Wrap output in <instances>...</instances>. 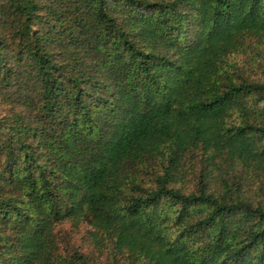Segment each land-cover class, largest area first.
Returning a JSON list of instances; mask_svg holds the SVG:
<instances>
[{"label": "trees", "instance_id": "trees-1", "mask_svg": "<svg viewBox=\"0 0 264 264\" xmlns=\"http://www.w3.org/2000/svg\"><path fill=\"white\" fill-rule=\"evenodd\" d=\"M261 42L264 0H0V264H264Z\"/></svg>", "mask_w": 264, "mask_h": 264}, {"label": "rangeland", "instance_id": "rangeland-1", "mask_svg": "<svg viewBox=\"0 0 264 264\" xmlns=\"http://www.w3.org/2000/svg\"><path fill=\"white\" fill-rule=\"evenodd\" d=\"M233 58L241 65H243L244 62H250L247 63L248 69L246 72L250 73L253 78H264V42H261V44L253 50L248 49L242 53L234 55ZM255 59L257 62H254ZM221 165L220 167L216 165L211 166L213 169V175L208 177L211 187L216 190H220L221 188L220 177L224 173ZM205 168L202 152H198V154L192 159H188L182 164L177 175V181L175 182L176 185L182 186L188 191L196 189L199 185L200 175L205 171ZM229 169V167H225V173ZM243 169L242 166L237 165L236 169H234L236 171L232 170V174L235 172H243ZM226 174L228 175V173ZM143 175L148 183H152V178L149 179V176L145 174ZM252 175L253 176L249 178L244 177V186L240 189L234 190L254 201L261 200L264 203V177L262 175H256L255 173H252ZM234 188H236V186H234ZM89 228L90 224L88 220L84 218L78 225L74 224L71 220L62 221L57 225V230L61 233L60 236H62V241L64 243H67L69 246L73 244L74 246L83 247L84 249L92 248V238L89 235Z\"/></svg>", "mask_w": 264, "mask_h": 264}]
</instances>
